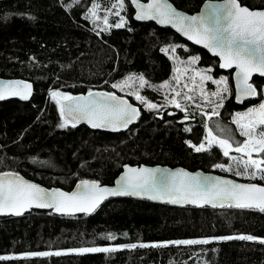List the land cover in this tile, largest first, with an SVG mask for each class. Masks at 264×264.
I'll return each mask as SVG.
<instances>
[{
    "label": "trees",
    "instance_id": "trees-1",
    "mask_svg": "<svg viewBox=\"0 0 264 264\" xmlns=\"http://www.w3.org/2000/svg\"><path fill=\"white\" fill-rule=\"evenodd\" d=\"M107 1L95 0L99 9H105ZM170 1L178 9L193 13L204 0ZM239 1L250 8H264V0ZM92 2L81 0L66 10L72 0H0V77H18L33 83L29 101H0V172L16 171L47 187L69 190L80 179L111 184L124 164L144 163L199 168L264 185L258 177L236 176L235 167L231 172L215 169V164L229 163L218 147L210 153H197L188 147L185 141L199 145L204 139L206 121L197 108L184 105L187 120L184 112L172 107L148 110L133 95L114 92L111 84L142 75L158 88L173 71L170 54L161 49L177 45L175 54L179 58L199 56L200 66H211L215 75L228 76L230 95L219 108L220 115L212 119L224 122L231 135L241 138L229 121L233 112L258 99L236 105L231 72L220 70L216 57L168 27L135 21L128 0L121 14L126 25L101 31L106 25L99 14L95 22L93 18L85 19ZM5 16L9 18L3 19ZM114 24L115 20H109V25ZM252 82L259 90L264 86L263 77L254 76ZM52 90L70 95L90 90L117 93L138 105L140 116L127 129L116 132L95 130L84 124L61 129L57 127V105L48 96ZM138 91L156 104L164 94L162 89L153 87H138ZM109 233L116 239L103 238ZM229 235L264 238V213L117 197L104 201L88 215L62 216L32 209L21 216L0 217V256ZM66 253L0 260V264H264V245L242 240L115 253Z\"/></svg>",
    "mask_w": 264,
    "mask_h": 264
},
{
    "label": "snow or ice",
    "instance_id": "snow-or-ice-1",
    "mask_svg": "<svg viewBox=\"0 0 264 264\" xmlns=\"http://www.w3.org/2000/svg\"><path fill=\"white\" fill-rule=\"evenodd\" d=\"M81 0H72L66 5V10L78 5ZM131 5L136 8V20H155L161 25H171L178 32L187 37L188 40L202 45L214 56L220 59L219 67L222 69L235 68L236 90L235 98L238 103L246 99L260 97L258 105L249 107L245 112L236 113L233 123L236 124L243 141L236 142L232 136L227 138L214 134L213 129L205 123L206 135L199 145L191 141H185L188 147L197 153L211 152L214 147H218L224 157L229 158L228 164H215V168L222 171H233V165L237 169L236 176H245L249 179L264 180V89L258 91L257 87L251 83L254 73L264 77V9L250 10L247 6H242L238 0H222L220 4H209L207 15H186L177 10L169 0H149V3L142 4L140 0H130ZM100 5L93 0L87 9L85 19L93 18V22L99 19L97 11ZM125 9V0H113L110 7H105L106 13H111L119 17L118 22L109 25L108 15L103 16L107 31L110 27L123 28L127 21L121 12ZM23 15V14H21ZM5 16L3 19H8ZM29 19L34 17L29 16ZM99 35V33H97ZM177 45H170L162 48L161 52L166 55L175 53ZM170 59L174 57L170 56ZM178 59V57H175ZM199 56L190 57L187 63L195 65L199 61ZM179 72V69H176ZM187 71V69H185ZM212 70L203 69L196 71V76L200 77V95L212 106L211 113L201 110V115L206 117V121H211L213 117L219 116V108L224 106L226 94L229 93L228 77L221 76L218 80L207 74ZM192 80L195 91V77ZM139 81V88L153 87L155 90L168 87L165 82L156 88L150 85L144 77L129 76L124 80L112 83L114 89L124 90L129 81ZM176 83H180V76L175 77ZM204 81H211L215 84L216 90L208 93L202 87ZM107 83V81L105 82ZM185 88L188 84L184 85ZM31 84L24 81L0 82V100L9 96H17L21 100H28L31 95ZM175 95L169 99L165 96L167 104L173 105L181 112H185L184 120L189 118L186 108L176 99L182 93L175 88L172 89ZM133 95L137 101L145 105L148 110L158 108V105L150 102L146 97L139 94V91L128 93ZM51 99L56 103L60 123L58 128L64 129L69 126L75 128L79 123L85 122L91 128H103L113 132L127 129L140 116L139 110L127 100L115 95L112 92H88L86 96H72L60 91H50ZM210 97L215 100L208 99ZM185 100H192L193 97L187 93L183 94ZM197 107H200L197 105ZM168 115H174L169 112ZM218 131H224L218 122L215 123ZM185 131H191L185 128ZM231 132V130H228ZM230 152L240 154L230 156ZM253 153L258 158L253 157ZM35 162V158H33ZM2 163V160H0ZM160 173L157 176V173ZM78 191L66 193L59 189L47 190L35 183L25 180L17 172H0V215L21 216L32 208H50L56 213L72 215L74 213L90 214L96 211L100 204L109 196H139L149 200H160L170 204H193L198 207L210 205L216 207H229L245 210H258L264 213V186L257 184H240L232 180L221 179L219 177L195 175L183 169L175 172L167 170L129 167L124 165V172L116 181V187H103L97 181L81 180L77 184ZM125 236L127 233L124 234ZM106 240L112 241L116 237L109 233ZM213 240L230 241H256L264 245V238H257L253 235H229L222 237L174 240L158 242L152 244L129 243L114 247H81L72 249L77 254L84 253H115L124 249L137 248H164L181 245H209ZM68 253L55 252H31L24 256H0V260L27 259L30 257L61 256Z\"/></svg>",
    "mask_w": 264,
    "mask_h": 264
},
{
    "label": "rangeland",
    "instance_id": "rangeland-1",
    "mask_svg": "<svg viewBox=\"0 0 264 264\" xmlns=\"http://www.w3.org/2000/svg\"><path fill=\"white\" fill-rule=\"evenodd\" d=\"M112 2H113V0H108L106 2V6L104 5V7H110ZM97 14L100 15L101 21H103V16L106 15V14L109 17V20H115V23L118 22V20H119V17L114 16L111 13H106L104 9H98ZM121 14H122V12H121ZM169 54H170V56L174 57L172 59L173 71H172L171 77L167 81H165V82L168 83V87H165V88L162 89V92H164V94H163L162 98L160 99L159 104L157 103L158 108L162 107V106H168V107L175 108L173 105L167 104V101L165 100V96H167L169 99H171L175 95V93L172 92V89L175 88L177 91L182 93V95L176 97V99L181 103V105L183 107H184V105H189V106H192L194 108H197V112L198 113H201V110H203L205 113H211L212 106L210 104H208L206 102V100L200 95L199 88L201 86V81H200V77L196 76V71L203 70V69H209V68L212 70V67L211 66H208V67L200 66L198 63H196L195 65H189L187 63V61L189 60L190 57L179 58L175 53L173 54V53L169 52ZM175 57H178V59H175ZM176 69H179V72H177ZM185 69H187V71H185ZM207 74L213 76V78H215L217 80L221 76L228 77L226 74H223V73L215 75L212 71L210 73H207ZM177 75L180 76V83L179 84H177L176 80H175V77ZM191 77H195V83H196V86H197L195 91H191V89L193 88L192 80L190 79ZM165 82H163L162 84H164ZM185 84H188L187 88L184 87ZM228 86H229V84H228ZM138 87H139V81L138 80L129 81L128 86H125L123 91H121L120 89H114V92H119V93L127 96V94L130 91H132V92L138 91ZM202 87L205 89L206 92L211 93V92L216 90L217 86L215 84H212L211 81H204ZM261 89H264V86H261ZM229 90H230V87H229ZM52 91H60L62 93H67V92H64L62 90H52ZM184 93H187L188 95L192 96L193 99L192 100H185L184 97H183ZM67 94H69V93H67ZM229 95H230V91H229L228 94H226V97L229 96ZM48 96H49L50 100H52L50 95H48ZM208 99L215 100L216 98L209 96ZM257 99H258V102H256V103H254L252 105H249L247 107H244L242 109L235 110L233 112L232 116L230 117L229 121L230 122L233 121V117L235 116L236 113L245 112L249 107H253L255 105H258L261 98L258 97ZM138 102L141 103L140 101H138ZM141 104H142L143 107H145V105L143 103H141ZM197 105H199L200 107H197ZM175 109H177V108H175ZM205 121H206V117H205ZM216 122H218L220 124L221 128H223L225 130L222 131V132L216 130V128H215V123ZM233 125L235 126L237 132L239 133V130L237 129L236 124L233 123ZM209 127H211L213 129L214 134L219 135V136L224 137V138H227L229 135L232 134V131L231 132L226 131L227 127H226L225 123L222 122V121H219L216 118L212 119L209 122ZM205 135H206V130H205L204 137H205ZM231 136H232L233 140L236 141V142L243 141L244 139H246L245 137L239 138L236 135H231ZM239 155L240 154H238V153L230 152V156H239ZM253 157L254 158H258L255 153H253ZM228 160H229V158H228ZM233 167H235V165H233ZM215 169H219V168H215ZM219 170H221V169H219ZM257 177L259 178V174H258ZM107 247H114V246H107ZM45 252H47V251H45ZM62 252H71V250H69V251L66 250V251H62ZM25 254H27V253H23V254H20V255H17V256H24ZM6 256H14V255H6Z\"/></svg>",
    "mask_w": 264,
    "mask_h": 264
},
{
    "label": "water",
    "instance_id": "water-1",
    "mask_svg": "<svg viewBox=\"0 0 264 264\" xmlns=\"http://www.w3.org/2000/svg\"><path fill=\"white\" fill-rule=\"evenodd\" d=\"M128 1H129L130 5H131L130 0H128ZM238 2H239V1H238ZM140 3H142V4H147V3H149V0H145V1L140 0ZM169 3L173 4L170 0H169ZM220 3H222V0H204V1L202 2V4L200 5L199 9H198L197 11L193 12V13H188V12H186V11H183V10H181V9H178L174 4H173V6H174L177 10L182 11V12H183L184 14H186V15H189V16H192V15L199 16V15H207V13L209 12V8H208V5H209V4H220ZM239 3H240V2H239ZM240 4H241V3H240ZM241 5H242V4H241ZM242 6H246V5H242ZM131 8H132L133 11H134V13H133L132 16H133V19H134L135 21H138V22H153L154 24H156V25L159 26V27H168V28H170L172 31H174L176 34H178V35H180L181 37H183L188 43H190V44H192V45H195V46H198V47H200V48L206 50L211 56H214L210 51H208V50H207L206 48H204L202 45L196 44V43H194L193 41L188 40L186 36H184L182 33L178 32V31H177L174 27H172L171 25H161V24L156 23L155 20H136V19H135L136 8H135L133 5H131ZM248 8H249L250 10H253V9H264V8H250V7H248ZM214 57H216V59H217V67H218L220 70H222V71H230V72H231L230 77H231L232 88H233V102H234L236 105H242V104L245 103L246 101H250V100H254V99H256V98L246 99V100H244V102H242V103H238V102L236 101V98H235V90H236V81H235V71H236V70H235V68H231V69H222V68H220V67H219V63H220V59H219V57H218V56H214ZM254 76L261 77L258 73H254L253 76H252V78H253ZM263 78H264V77H263ZM11 81H24V82H26V83H28V84H31V86H32V88H31V95H30V97H29L28 100H21V99H19V97H17V96H9V97H7V98L4 99V100H9V99H13V98H15V99H18V100H20V101H24V102H25V101H29L30 98L32 97V94H33V83H32V81L27 80V79H23V78H18V77H17V78H6V77H0V82H11ZM250 82L253 83V82H252V79H251ZM253 84H254V83H253ZM254 86H256V85L254 84ZM256 87H257V86H256ZM257 89H258V88H257ZM258 91H259V89H258ZM92 92H108V91H104V90H93ZM87 94H88V92H86V93H82V94H76V95H72V96H86ZM115 95H117V94H115ZM117 96L122 97L123 99L127 100L130 104H132L134 107H136V108L139 110L138 105H136V104L130 102L127 98H125V97H123V96H121V95H117ZM257 98H258V97H257ZM4 100H0V101H4ZM139 112H140V110H139ZM79 124H84V125H86L87 127L91 128V127H90L87 123H85V122H81V123H79ZM79 124H78V125H79ZM91 129H93V128H91ZM95 130H101V131L113 132V131H110V130H107V129H103V128H97V129H95ZM124 165H128L129 167H146V168H155V169L167 170L168 172H175V171H177V170L183 169L184 171H187V172H189V173H191V174H193V175L199 173V174H201L202 176L219 177V178H221V179L232 180V181H234V182H236V183H240V184H251V183H254V184H257L258 186H264V185H262V184H258V183H255V182H251V181H242V180L236 179V178L231 177V176H228V175L219 174V173H216V172H214V171H205V170H202V169H199V168H198V169H194V170H190V169H187V168L182 167V166H169V165H162V164H152V165H150V164H144V163H141V164H134V165H131V164H124ZM124 165L122 166L120 172L115 176V178L113 179V181H112L111 184H103V183H100V182H99L100 185L103 186V187H108V188L116 187V181L120 178V176H121V175L123 174V172H124ZM2 172H16V171H2ZM17 173H18V172H17ZM18 174H19L20 176H22L25 180H27V181H29V182H31V183H35V184L39 185L40 187H42V188H44V189H47V190L59 189L60 191H63V192H66V193H72V192H76V191H78V189H77V184H79L81 180L96 181V180H94V179H80V180H78L77 182L74 183V185L71 187V189H69V190H64V189H62V188H60V187H56V186L47 187V186H45V185H42V184H40V183H38V182H36V181H34V180H31V179H29V178L23 176V175L20 174V173H18ZM159 175H160V173L158 172V173H157V176H159ZM97 182H98V181H97ZM117 197H131V198H136V199H144V200H148V201H151V202L163 203V204H168V205H173V206H193V207H198V206L193 205V204H170V203H166V202H163V201H160V200H149V199H147V198H142V197H139V196H109V197H108L107 199H105L104 201H106V200H108V199H111V198H117ZM104 201H103V202H104ZM103 202H102V203H103ZM102 203H101V204H102ZM101 204H100V205H101ZM203 207H211V206H210V205H206V206H203ZM225 207H226V206H225ZM212 208H213V207H212ZM216 208H222V207H216ZM32 209L40 210V211H50L51 213H53V214H55V215H62V216L88 215V214H85V213H74V214H72V215H64V214L56 213L53 209H50V208H32ZM32 209H31V210H32ZM31 210H29V211H31ZM29 211H26L25 213H27V212H29ZM90 214H91V213H90ZM8 216H14V215H0V217H8Z\"/></svg>",
    "mask_w": 264,
    "mask_h": 264
},
{
    "label": "bare ground",
    "instance_id": "bare-ground-1",
    "mask_svg": "<svg viewBox=\"0 0 264 264\" xmlns=\"http://www.w3.org/2000/svg\"><path fill=\"white\" fill-rule=\"evenodd\" d=\"M239 1V0H238ZM240 2V1H239ZM243 5V4H242ZM248 7V6H247ZM134 13V12H133ZM133 17V16H132ZM180 36V35H179ZM183 38V37H182ZM184 39V38H183ZM93 91V90H92ZM114 94H117V93H114ZM117 95H120V94H117ZM121 96H123V95H121ZM123 97H125V96H123ZM125 98H127V97H125ZM13 99H15V98H13ZM128 99V98H127ZM129 100V99H128ZM130 101V100H129ZM26 102V101H25ZM131 102V101H130ZM140 110V109H139Z\"/></svg>",
    "mask_w": 264,
    "mask_h": 264
}]
</instances>
